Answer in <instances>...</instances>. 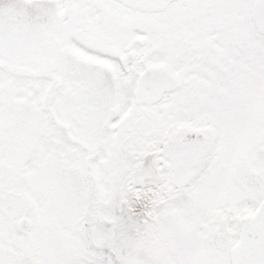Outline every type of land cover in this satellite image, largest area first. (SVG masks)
Masks as SVG:
<instances>
[{
  "label": "snow or ice",
  "instance_id": "6c2138e0",
  "mask_svg": "<svg viewBox=\"0 0 264 264\" xmlns=\"http://www.w3.org/2000/svg\"><path fill=\"white\" fill-rule=\"evenodd\" d=\"M0 264H264V0H0Z\"/></svg>",
  "mask_w": 264,
  "mask_h": 264
}]
</instances>
